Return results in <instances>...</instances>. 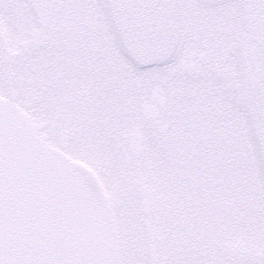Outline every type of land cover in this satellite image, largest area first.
Returning <instances> with one entry per match:
<instances>
[{
    "label": "snow or ice",
    "instance_id": "1",
    "mask_svg": "<svg viewBox=\"0 0 264 264\" xmlns=\"http://www.w3.org/2000/svg\"><path fill=\"white\" fill-rule=\"evenodd\" d=\"M0 264H264V0H0Z\"/></svg>",
    "mask_w": 264,
    "mask_h": 264
}]
</instances>
